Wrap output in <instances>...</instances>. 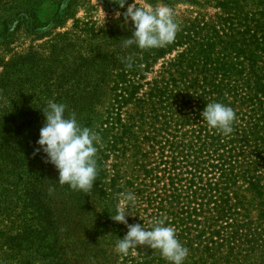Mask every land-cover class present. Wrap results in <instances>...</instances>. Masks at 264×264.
Instances as JSON below:
<instances>
[{
	"label": "trees",
	"instance_id": "obj_1",
	"mask_svg": "<svg viewBox=\"0 0 264 264\" xmlns=\"http://www.w3.org/2000/svg\"><path fill=\"white\" fill-rule=\"evenodd\" d=\"M165 4L179 26L165 47H124L132 25L91 26L80 30L104 49L77 50L66 32L47 53L0 57V264H169L148 245L116 251L128 228L111 215L128 193V223L166 218L184 264L264 263V0ZM69 7L61 0L48 20L36 3L10 7L0 39L45 36ZM49 102L101 138L88 191L58 183L35 154ZM214 102L236 114L227 136L201 116Z\"/></svg>",
	"mask_w": 264,
	"mask_h": 264
},
{
	"label": "clouds",
	"instance_id": "obj_2",
	"mask_svg": "<svg viewBox=\"0 0 264 264\" xmlns=\"http://www.w3.org/2000/svg\"><path fill=\"white\" fill-rule=\"evenodd\" d=\"M119 9L115 12L119 19L123 16L124 24L131 22L134 31L130 38L124 39V47L135 45L141 50L165 47L174 41L178 24L173 19L171 9L166 5L156 7L146 3V0H112ZM128 67L132 66V58H127ZM66 106L49 102L43 108L45 124L40 129L35 154L44 153L46 163H51L58 171V183L67 184L73 190L88 191L96 179L97 147L99 135L87 127H81L76 115L65 116ZM203 120L211 129H216L224 135L233 132L232 124L236 118L234 110L219 102L207 103L201 113ZM135 203L133 194H125L116 208V214L111 219L127 226V234L116 244V251L123 256L138 245H148L159 250L161 256L169 264H184L188 249L176 237V231L171 226H165L166 218L160 219L156 225L147 230L144 224H129V205Z\"/></svg>",
	"mask_w": 264,
	"mask_h": 264
},
{
	"label": "rangeland",
	"instance_id": "obj_3",
	"mask_svg": "<svg viewBox=\"0 0 264 264\" xmlns=\"http://www.w3.org/2000/svg\"><path fill=\"white\" fill-rule=\"evenodd\" d=\"M60 1L61 0H0V32L3 30L1 23L9 14L10 7H18L21 4L27 6L36 3L40 8V17L43 20H48L53 17L57 11ZM105 1L106 0H70V7L67 8L65 12L61 13L62 18L59 24L47 28L45 30L47 31L45 36L37 37L36 34L28 32L24 28L10 37L0 39V57L9 60L16 54H25L29 52L32 48L47 53L48 50L46 48L49 47L51 40L56 38L59 34H64L66 32L71 35L76 34L74 42L77 50L91 45L94 48L99 47L104 49V39L101 37L91 39L93 38L92 33L86 34L80 29H87V27L94 26L95 32H98L103 29L111 30L124 27L127 31L131 25V22L125 25L122 16L119 19L115 17V12L117 10L123 12L126 11V9H119V6L116 8L115 4L111 9H107L105 8ZM109 1L113 3L112 0ZM165 1L173 2L175 0H156L155 2L146 0V3L156 7L157 5H166ZM130 3H132V0H130ZM166 6L169 8L168 5ZM186 7H189V4L177 5L178 9H185Z\"/></svg>",
	"mask_w": 264,
	"mask_h": 264
}]
</instances>
